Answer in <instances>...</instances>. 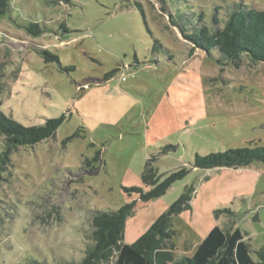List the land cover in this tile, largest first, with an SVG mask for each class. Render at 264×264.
Instances as JSON below:
<instances>
[{"label": "rangeland", "instance_id": "374dc122", "mask_svg": "<svg viewBox=\"0 0 264 264\" xmlns=\"http://www.w3.org/2000/svg\"><path fill=\"white\" fill-rule=\"evenodd\" d=\"M237 3L264 10V0H0V111L26 126L65 116L54 136L11 150L0 171V264H75L50 243L53 228L75 210L92 223L131 201L123 242L133 243L182 194L174 258L218 225L238 228L259 261L264 162L192 166L195 154L264 146V64L191 50L181 32L214 14L222 27ZM152 157L160 178L188 173L142 201Z\"/></svg>", "mask_w": 264, "mask_h": 264}, {"label": "trees", "instance_id": "16d2710c", "mask_svg": "<svg viewBox=\"0 0 264 264\" xmlns=\"http://www.w3.org/2000/svg\"><path fill=\"white\" fill-rule=\"evenodd\" d=\"M218 23L219 20L214 14L210 26L202 24L189 31L181 29L183 37L192 44L191 50L198 48L209 54L217 47L224 58L233 62L244 53L251 61L264 64V10L237 3L233 5L223 26L213 28L212 25ZM42 54L46 63L58 61V56L48 50H42ZM64 119V115L50 117L42 124L26 126L0 111V134L3 137L0 171L11 150L54 136ZM154 160L153 157L147 160L141 174L142 183L151 187L141 194L142 201L160 197L174 182L188 173L186 167H181L160 178L161 175L157 174L153 165ZM253 161L264 162V146L230 148L205 155L195 154L192 166L202 169L236 167ZM130 190L138 191V188L132 187ZM188 200L189 195L182 194L130 244L123 242V233L126 219L134 214L135 201L127 202L113 211L95 212L92 219L93 230L89 237L93 243L86 247L80 264H103L110 261L112 264H264V249L259 251V261H253L249 244L244 240L241 231L238 228H222L218 225L207 232L193 254H182L174 258L176 231L171 227V218L188 209Z\"/></svg>", "mask_w": 264, "mask_h": 264}, {"label": "clouds", "instance_id": "9594fccd", "mask_svg": "<svg viewBox=\"0 0 264 264\" xmlns=\"http://www.w3.org/2000/svg\"><path fill=\"white\" fill-rule=\"evenodd\" d=\"M92 230L93 225L89 220L88 213L85 210H75L66 217V222L62 227L57 225L53 228L50 243L53 247L62 249L66 260L80 264L84 258L86 247L93 243L89 238ZM38 246L42 250L44 249L43 243H39ZM17 251L22 257L23 249H17ZM16 264H19V261Z\"/></svg>", "mask_w": 264, "mask_h": 264}]
</instances>
